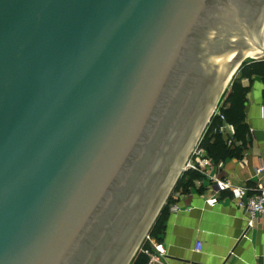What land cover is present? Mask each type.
Segmentation results:
<instances>
[{"label":"water","instance_id":"95a60500","mask_svg":"<svg viewBox=\"0 0 264 264\" xmlns=\"http://www.w3.org/2000/svg\"><path fill=\"white\" fill-rule=\"evenodd\" d=\"M261 51L264 0H0V264L130 263Z\"/></svg>","mask_w":264,"mask_h":264},{"label":"crops","instance_id":"0c3cea01","mask_svg":"<svg viewBox=\"0 0 264 264\" xmlns=\"http://www.w3.org/2000/svg\"><path fill=\"white\" fill-rule=\"evenodd\" d=\"M254 60H264V54ZM232 83L247 89L243 111L250 145L241 158L214 163L206 175L212 181L219 178L232 187L246 186L252 188L250 193H259L264 191V81L258 73L247 76L237 69L226 92ZM220 131L227 140L234 129L224 123ZM210 197L204 189L174 193L160 239L150 242L152 252V243H160L164 248L157 264H264V218L246 229L244 211L236 206L229 190L220 191L212 205L206 203ZM172 204L179 209L170 210Z\"/></svg>","mask_w":264,"mask_h":264},{"label":"trees","instance_id":"16d2710c","mask_svg":"<svg viewBox=\"0 0 264 264\" xmlns=\"http://www.w3.org/2000/svg\"><path fill=\"white\" fill-rule=\"evenodd\" d=\"M243 75L258 73L264 81V60L255 61L249 59L243 61L238 68ZM247 89L239 83H232L230 90L223 93L221 103L218 104L217 113L212 114L200 138L198 148L202 149L203 155L210 158L214 163L225 160L226 158H241L244 151L250 145L249 129L244 123L243 105ZM222 116V118H221ZM228 123L233 126L234 132L232 137L225 140L220 131L221 126ZM203 176L196 170L186 169L181 173L173 187V193H188L194 188V181L201 179ZM197 191L201 192L202 188ZM172 198H168L156 219L151 225L148 236L159 240V235L164 229V220L168 214V206ZM144 250L151 251L148 241H145L141 250L137 251L129 264H147L148 254Z\"/></svg>","mask_w":264,"mask_h":264},{"label":"built area","instance_id":"2783aa9c","mask_svg":"<svg viewBox=\"0 0 264 264\" xmlns=\"http://www.w3.org/2000/svg\"><path fill=\"white\" fill-rule=\"evenodd\" d=\"M217 107L218 104L214 110V113H217ZM198 144L199 142L191 149L184 166L185 170H196L203 176L201 179L194 181V189L202 188L210 193L211 197L206 200L208 205H212L217 201L220 191L229 190L236 206L244 211L246 216V229L252 228L260 218H264V191L261 190L259 193H250L249 191L252 188H248L246 186L232 187L226 180L219 178H213L212 181V179H210L206 173L208 172V169L214 165V162L210 158L203 155V151L202 149L198 148ZM261 169L262 167L259 168L258 171ZM259 188L262 189L260 186ZM178 209L179 206L177 204H172L170 206V210L175 211ZM185 209L188 210V208ZM146 238L149 243L152 242L153 238H150L148 235H146ZM152 245L154 249L153 252L144 250V252L149 256L147 264L159 263V257L164 255V248L162 244L152 243Z\"/></svg>","mask_w":264,"mask_h":264},{"label":"bare ground","instance_id":"6f19581e","mask_svg":"<svg viewBox=\"0 0 264 264\" xmlns=\"http://www.w3.org/2000/svg\"><path fill=\"white\" fill-rule=\"evenodd\" d=\"M264 53L261 51V52H256V53H253V54H248V55H245V59L249 58V59H259L260 56H262ZM236 68H237V64L232 66L227 74V77L224 81V84L222 86V89L218 95V97L221 98V96L223 95L224 91L226 90L230 80L232 79L235 71H236ZM219 98V99H220ZM214 108V107H213ZM186 164V163H185ZM146 236V234L144 233L143 237ZM142 239V238H141ZM129 264V263H128Z\"/></svg>","mask_w":264,"mask_h":264},{"label":"rangeland","instance_id":"374dc122","mask_svg":"<svg viewBox=\"0 0 264 264\" xmlns=\"http://www.w3.org/2000/svg\"><path fill=\"white\" fill-rule=\"evenodd\" d=\"M245 60H247V59H245ZM227 87H228V86H227ZM226 90H227V88H226ZM224 92H226V91H224ZM223 96H224V95H223ZM223 96H221V98L219 99L218 104L221 103ZM194 147H195V146H194ZM190 152H191V150H190ZM190 152H189V153H190ZM188 156H189V154H188ZM188 156H187V159H188ZM180 175H181V174H180ZM180 175H179V176H180ZM172 190H173V188H172ZM172 190L170 191V193H169L167 199H168V198H173V194H174V193H173ZM167 199H166V200H167ZM165 202H166V201H165ZM148 231H149V230H148ZM146 235H148V232H147ZM145 241H148L147 238H146V236L143 237V239H142V241H141V243H140V245H139L138 251L141 250V247L143 246V244H144Z\"/></svg>","mask_w":264,"mask_h":264}]
</instances>
